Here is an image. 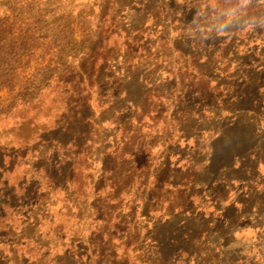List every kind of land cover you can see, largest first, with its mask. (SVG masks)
<instances>
[{"label": "rangeland", "instance_id": "rangeland-1", "mask_svg": "<svg viewBox=\"0 0 264 264\" xmlns=\"http://www.w3.org/2000/svg\"><path fill=\"white\" fill-rule=\"evenodd\" d=\"M0 27V264H264L216 220L225 177L264 209V0H0Z\"/></svg>", "mask_w": 264, "mask_h": 264}, {"label": "crops", "instance_id": "crops-1", "mask_svg": "<svg viewBox=\"0 0 264 264\" xmlns=\"http://www.w3.org/2000/svg\"><path fill=\"white\" fill-rule=\"evenodd\" d=\"M262 142L264 143V135L260 134L259 137L254 138L253 143L249 148V150L252 149L251 159L256 160L257 154H255V151L260 147V143ZM241 157V155L231 156L226 172L234 170L246 171L247 168H244L241 165ZM259 163L264 167V162ZM251 182L252 181H248V179L245 178L238 180L233 177H225L219 181L218 184L221 183L223 186H226V189L231 192L228 193V197L223 199L222 204H224V206L220 211L221 215L217 216L216 220H220L224 223L232 235H237V237H235L237 239V251L245 250V247L248 249L253 247V249L250 250V253H253L254 255H264V209H260L258 206V208H253L251 211L247 212L243 206L245 202L238 199L239 193H242L245 199L248 197L247 194L243 192L247 191V189L249 191ZM237 183H239V193L233 195L232 192L234 188L232 186H237ZM263 183L262 185L264 187ZM259 192L264 196V188L260 189ZM263 202L264 200H262V203ZM228 210L235 211L237 215L236 224H230L231 220L226 217V211Z\"/></svg>", "mask_w": 264, "mask_h": 264}, {"label": "trees", "instance_id": "trees-1", "mask_svg": "<svg viewBox=\"0 0 264 264\" xmlns=\"http://www.w3.org/2000/svg\"><path fill=\"white\" fill-rule=\"evenodd\" d=\"M9 21V20H8ZM1 27H0V33H1ZM0 52H3V50L1 49V46H0ZM2 59V57L0 56V60ZM2 66H4V67H8V68H10V67H12V64H11V62L10 61H5V65H2ZM83 121L85 122L86 121V119H83Z\"/></svg>", "mask_w": 264, "mask_h": 264}]
</instances>
